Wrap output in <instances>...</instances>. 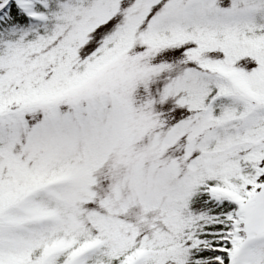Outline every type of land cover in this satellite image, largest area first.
I'll return each instance as SVG.
<instances>
[{
  "label": "snow or ice",
  "instance_id": "snow-or-ice-1",
  "mask_svg": "<svg viewBox=\"0 0 264 264\" xmlns=\"http://www.w3.org/2000/svg\"><path fill=\"white\" fill-rule=\"evenodd\" d=\"M0 264H264V0H0Z\"/></svg>",
  "mask_w": 264,
  "mask_h": 264
}]
</instances>
